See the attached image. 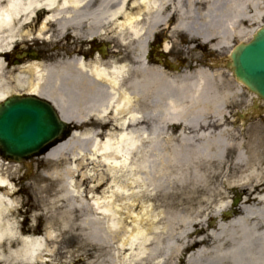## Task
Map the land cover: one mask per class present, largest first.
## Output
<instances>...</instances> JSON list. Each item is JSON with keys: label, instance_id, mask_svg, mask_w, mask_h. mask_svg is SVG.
Returning <instances> with one entry per match:
<instances>
[{"label": "bare ground", "instance_id": "obj_1", "mask_svg": "<svg viewBox=\"0 0 264 264\" xmlns=\"http://www.w3.org/2000/svg\"><path fill=\"white\" fill-rule=\"evenodd\" d=\"M34 16L39 38L72 33L79 41L98 39L104 51L90 58L58 51L51 63L41 54L14 66L13 86L3 83L1 57L21 38L17 28L32 25ZM263 17L264 0H0V102L11 94L45 99L76 129L31 156L45 164L29 188L54 211L34 218L51 224L90 216L97 233L105 228L98 249L129 252L128 264H264V133L257 124L242 129L244 110L233 120L228 112L241 106L242 84L199 62L161 60L154 49L144 55L172 20L171 30L221 52L248 41ZM110 33L129 48L121 59L116 50L107 53ZM115 189L131 191L130 211L140 202L159 211L125 214L132 228L119 231L111 207L129 198ZM104 190L112 198L90 196ZM233 190L246 196L239 205H224ZM17 193L0 177V241L15 232L8 246L21 245L16 264H50L52 251L42 244H56L51 234L19 239L18 208L7 202ZM187 219L195 229L184 235L157 227ZM79 251L82 257L96 250L84 243Z\"/></svg>", "mask_w": 264, "mask_h": 264}, {"label": "rangeland", "instance_id": "obj_2", "mask_svg": "<svg viewBox=\"0 0 264 264\" xmlns=\"http://www.w3.org/2000/svg\"><path fill=\"white\" fill-rule=\"evenodd\" d=\"M131 3V2H130ZM129 3V4H130ZM38 17H40L38 15ZM35 18L32 25L24 26L23 28H17L18 31L21 32V39L18 43L22 45L16 47L19 50L24 49V45L28 48L33 49V51L37 52L38 54H43L44 56H48V61L51 63L55 60V56L57 52H54V49L58 47L62 41V37L58 35L53 36L51 39L45 35L43 38H39L37 36L38 33V21L39 18ZM174 20H172L166 30L161 33H157L155 35V42L161 43L162 47H164V43H167L169 46V53H163L154 51L156 57L161 58L163 57L164 60L169 59L170 62L185 61L194 64V62H199L202 64L207 65L212 69L218 68L220 71H223L225 76L229 78V73L227 69H224L223 63L226 59L227 53L229 50L226 48L225 50L213 51L209 50L207 45L202 44L199 40L191 39L187 35L171 30L174 25ZM260 26L264 25V17L260 22ZM251 29L258 28L257 24H254ZM173 31V32H172ZM256 31V30H255ZM110 33L107 40L104 41L108 45L107 51L111 53V50H116V59H121L129 52V48L121 44L118 39ZM251 36L248 38L250 39ZM57 39V40H55ZM154 42V43H155ZM16 43H14L15 45ZM151 46V44H150ZM173 47V49H171ZM15 48V49H16ZM14 50L9 53L5 54V61H7V66L4 67V72L2 74L1 80L3 83L13 86L12 75L18 73V69H16L13 65L15 56ZM54 52V53H53ZM162 55V56H160ZM57 57V56H56ZM8 58V60H7ZM31 59L24 61L23 64L30 62ZM244 88V87H243ZM13 95V94H11ZM253 96L255 98H253ZM245 111L246 114L245 120L241 123H244L242 129L248 130L249 127L257 124L261 131L264 133V103L262 100L258 99L255 95L249 93L244 89L243 94V101L240 107L229 110L231 111V120L238 117V113ZM232 115H235L232 118ZM239 124V121L238 123ZM242 155H245V151H239ZM235 155V152L229 154V158L232 159ZM36 158V157H34ZM1 159V158H0ZM1 170H0V177L5 180L6 184L9 187H12L14 190H17L18 193L13 197H7V202L10 206L14 208H18L17 212H14L13 216L16 222V225L19 230L22 231L21 236L19 239L21 240H28L30 238L38 237V238H46L51 234L52 237L56 239V244H50L49 241L43 242L42 247L48 248L52 252L51 255L46 256V258L50 259V264H128L131 260V255L126 254H117L115 251H111L110 255L100 251L98 248L101 247L103 243V239H101V235L105 228L103 224L100 225L101 232L97 233L91 222L90 216H83L79 220H75L74 223L68 222L67 220H58L50 224L49 218L41 217L40 219H35L34 217L37 216L39 213L45 212V210H50V212H54L51 208V205H42L41 203L36 201V195L32 192L31 188H29L30 182H32L35 174L42 169L44 166V162L39 159L30 158L28 160H22V162L14 164V162L5 161L1 159ZM5 168H8L6 171ZM247 175V172H243L239 174L242 178ZM103 191V190H102ZM100 191L99 194L90 195L93 196L95 199L99 200L100 202H104L106 199L112 198L111 193L108 190H104V192ZM113 194L124 193L128 194L129 199H124L119 203H116L115 206L111 207V212L115 214V221L114 225L115 228L119 231L125 230L126 227L132 228V222L127 220L124 222L123 218L125 214L134 216L142 215L146 212L157 213L159 210L153 208V205L149 202H140L138 204V209L134 211H130V204L135 203L134 197L129 196L131 195V191H122L121 189H115ZM3 194H0V196ZM246 196L245 190H233L232 193L227 195V199L224 201V205H232L233 200H237L239 204L242 199ZM253 196V194H252ZM55 197L50 196L49 200L51 201ZM113 200V199H112ZM260 205H254L252 208H259ZM260 207L264 208V205ZM66 208H62L61 211H64ZM152 210V211H150ZM232 213L227 218L229 219L232 216L237 215ZM190 220H184V222L179 220H174L170 222H159L157 227L160 230L167 231L169 230L175 235L178 234H187L190 233L195 229L192 225H190ZM206 222V221H204ZM102 223V222H101ZM211 221H207L206 225L211 226ZM205 225V226H206ZM104 229V230H103ZM35 230L36 233L32 231ZM38 235V236H36ZM11 237V238H10ZM10 238V239H7ZM13 238H18L17 233L10 234L8 237L2 238L0 241V264H16L17 256L21 249V245L17 244L14 246H8L9 240ZM88 244L95 248L96 251H93L91 255L82 256L80 257V247L82 244ZM186 254V253H185ZM75 260V261H74Z\"/></svg>", "mask_w": 264, "mask_h": 264}, {"label": "water", "instance_id": "obj_3", "mask_svg": "<svg viewBox=\"0 0 264 264\" xmlns=\"http://www.w3.org/2000/svg\"><path fill=\"white\" fill-rule=\"evenodd\" d=\"M224 67L264 102V26L235 44ZM75 130L54 105L36 96L12 95L0 102V157L20 162L39 156ZM236 204V201H235ZM229 213H224L228 217Z\"/></svg>", "mask_w": 264, "mask_h": 264}, {"label": "flooded vegetation", "instance_id": "obj_4", "mask_svg": "<svg viewBox=\"0 0 264 264\" xmlns=\"http://www.w3.org/2000/svg\"><path fill=\"white\" fill-rule=\"evenodd\" d=\"M22 45L21 43H18L16 45V47ZM99 43L94 42V41H79L74 39V36L72 34H68L66 36L63 37L61 43L59 44V48L60 50H58L57 48L54 49V52H58L59 53H74V54H78L81 56H85L87 58H90L92 56H94L96 54V52H99L100 54L102 53L101 51H103V49L99 46ZM15 47V48H16ZM30 50V48H28L26 45H24V49L19 50V48L14 49V56H15V60L14 62L20 64L24 61V58H21V55L24 52H28ZM53 52V53H54ZM107 54V53H106Z\"/></svg>", "mask_w": 264, "mask_h": 264}]
</instances>
